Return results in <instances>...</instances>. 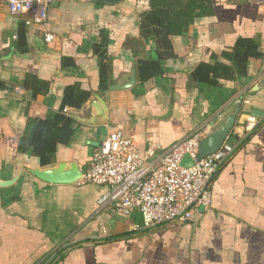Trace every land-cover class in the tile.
<instances>
[{"label": "crops", "instance_id": "0c3cea01", "mask_svg": "<svg viewBox=\"0 0 264 264\" xmlns=\"http://www.w3.org/2000/svg\"><path fill=\"white\" fill-rule=\"evenodd\" d=\"M150 6L50 0L46 23L33 24L0 0V182H11L0 184V264H264V114L253 113L264 112V0H212L208 14L172 37L165 72L141 82L138 63L158 58L157 41L142 31ZM240 39L254 40L261 54L243 76L233 61ZM201 64L216 68L207 75L213 83L194 78ZM70 90L91 96L81 107L64 105ZM96 94L109 111L106 135L120 131L141 152L154 147V165L163 150L240 110L207 209L193 221L145 227L139 212L101 204L106 186L32 174L59 162L75 161L83 173L90 167L98 126L76 116L103 112L91 105ZM58 112L74 118L75 136L43 165L23 141Z\"/></svg>", "mask_w": 264, "mask_h": 264}, {"label": "built area", "instance_id": "2783aa9c", "mask_svg": "<svg viewBox=\"0 0 264 264\" xmlns=\"http://www.w3.org/2000/svg\"><path fill=\"white\" fill-rule=\"evenodd\" d=\"M7 5L12 14H28V23L48 20L50 0H7ZM64 113L70 114L69 108ZM254 119L249 118L248 124ZM206 135V129L194 131L163 150L154 165V147L141 152L136 141L122 132L109 133L94 150L82 180L108 187L101 204H112L122 214L139 212L145 227L193 221L210 206L212 180L233 150L227 139L217 152L199 158L200 142ZM186 155L193 159L192 166L182 165Z\"/></svg>", "mask_w": 264, "mask_h": 264}, {"label": "trees", "instance_id": "16d2710c", "mask_svg": "<svg viewBox=\"0 0 264 264\" xmlns=\"http://www.w3.org/2000/svg\"><path fill=\"white\" fill-rule=\"evenodd\" d=\"M211 3L212 0H150V9L142 14V31L147 39L157 41L158 58L141 60L138 63V78L141 82H147L165 72L164 63L171 56L168 49H171L172 37L183 35L196 17L208 14ZM260 55L254 40L240 39L233 54L236 72L245 75L247 62ZM210 71L215 73L216 68L201 64L194 72V78L200 82L213 83L214 80L207 76ZM69 92L64 99V105L73 107H81L91 96L86 92ZM75 132L74 118L58 112L50 118L38 120L23 142L45 165L55 159L60 147L72 141ZM233 136L229 137L230 141Z\"/></svg>", "mask_w": 264, "mask_h": 264}, {"label": "water", "instance_id": "95a60500", "mask_svg": "<svg viewBox=\"0 0 264 264\" xmlns=\"http://www.w3.org/2000/svg\"><path fill=\"white\" fill-rule=\"evenodd\" d=\"M131 81L135 82V71L131 76ZM131 84L114 86L112 89H125L131 87ZM95 99L91 105L92 107L97 106V112H93L89 117L76 116L77 119L81 120L83 123L98 126V146L101 145L102 141L106 137V128L104 125L108 122L109 111L106 105V101L98 94L95 95ZM253 113L256 116H262L264 112L254 110ZM240 114V110L237 108L234 113L228 116L221 124H219L212 132L207 134L200 142L198 157L202 158L217 152L222 144L233 135V129L236 125L237 118ZM101 116L100 120L96 117ZM95 117V118H94ZM193 159L190 155H186L182 160V165L188 167L193 165ZM32 174L36 177L44 180L46 182L55 184H74L80 181L83 177V171L79 164L75 161L71 162H59L53 165L40 167L31 170ZM11 182L5 181L0 182L1 185L10 184Z\"/></svg>", "mask_w": 264, "mask_h": 264}]
</instances>
